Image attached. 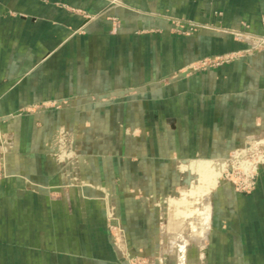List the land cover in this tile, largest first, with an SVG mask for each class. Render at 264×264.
Instances as JSON below:
<instances>
[{
	"label": "crops",
	"instance_id": "0c3cea01",
	"mask_svg": "<svg viewBox=\"0 0 264 264\" xmlns=\"http://www.w3.org/2000/svg\"><path fill=\"white\" fill-rule=\"evenodd\" d=\"M173 17L264 35V0H0V264H128L109 207L134 251L167 247V264H264V167L249 193L221 181L187 203L206 256L161 242L195 184L181 164L264 136V51L194 70L244 46ZM60 127L74 164L54 158Z\"/></svg>",
	"mask_w": 264,
	"mask_h": 264
},
{
	"label": "rangeland",
	"instance_id": "374dc122",
	"mask_svg": "<svg viewBox=\"0 0 264 264\" xmlns=\"http://www.w3.org/2000/svg\"><path fill=\"white\" fill-rule=\"evenodd\" d=\"M169 19L170 23L173 24L172 30L177 33L190 34L199 29H212L225 34H231L244 46V49L241 50L230 51L216 56H208L201 58L196 62V67H194V70H200L205 69L209 66L214 67L220 66L225 63H230L233 60H237L242 57L244 55V52L250 53L264 51V35L254 34L247 30H235L227 27L201 24L191 20H182L180 18L175 17ZM51 145L53 147L54 158L58 163L74 164L76 162L78 156L75 153L76 147L74 139L72 138V134L66 128L60 127L57 130L53 138V143H51ZM64 152H67V155H64ZM194 161H196L197 163H203L200 162L202 160L197 159L189 160L181 164V168L185 166L184 170H186L187 174V176H185V182H191L195 184L185 191V194H188V202H186L185 199H178L174 201L173 210L176 215L173 214L174 216L171 220H168L167 225H173L175 228L170 229L171 232L166 234V241L163 240L164 237L162 236L161 242L162 244L168 245L169 240L172 241L171 239H173L176 245L182 244L183 254L188 251L187 253L190 252V257H193V259L195 260L204 257L206 249L200 248L198 246V236L196 234L192 235L191 237V235L186 233V231L189 230L190 226L189 219H191L187 216V214L191 212L190 209H188L189 206L187 205V203L190 202V205H194L199 198L201 199H199L200 201L204 202L205 196L211 194L212 191L217 188L218 184L221 181H225L227 183L229 182L230 184H232L236 192H251L255 187V182L259 174V170L264 167V136L254 135L248 137L241 142L240 146L232 150L224 158L218 160H211V162H213L214 164L225 163V165L221 169V173L217 179V183L214 186H205L203 181V184L201 183L203 186H198L200 185V178L202 177H197L195 175L194 170L197 164L192 166V163V165L190 166V163ZM2 175L3 173L0 160V179L2 178ZM209 178L210 176L208 177V179ZM204 181L206 183V179ZM213 182L215 183V180L210 183L213 184ZM181 190L178 191L176 197H180L183 195ZM166 208H168V204H166ZM106 222L108 225V229L110 230V237L113 246L115 247L117 253L122 257V259L127 261L128 264H167L168 258H170L167 247L164 249L162 248L160 251L156 252L153 250L146 251L143 249L134 251L129 246V244L126 242L125 236L120 232V223L117 218L114 217L113 209L111 207L107 208ZM172 234L175 235L172 236Z\"/></svg>",
	"mask_w": 264,
	"mask_h": 264
},
{
	"label": "bare ground",
	"instance_id": "6f19581e",
	"mask_svg": "<svg viewBox=\"0 0 264 264\" xmlns=\"http://www.w3.org/2000/svg\"><path fill=\"white\" fill-rule=\"evenodd\" d=\"M200 162H203V163H197L196 161L190 163V166L192 165V163H193L192 166H194V165L197 164L195 166L196 168L194 170L195 171V175L197 177L198 176L202 177V178H200L201 179L200 180V185H198V186L202 187L203 186L202 185L203 182H204L205 186L206 185H212V186H214L217 183V179L220 176L221 169L223 168V166L225 165V163L214 164L213 162L208 161V160H202ZM184 167H182L183 170L185 169ZM209 176H210V178L208 179ZM205 179H206V183L204 181ZM213 180H215V183L213 182V184H211ZM197 184H199V183H197Z\"/></svg>",
	"mask_w": 264,
	"mask_h": 264
},
{
	"label": "built area",
	"instance_id": "2783aa9c",
	"mask_svg": "<svg viewBox=\"0 0 264 264\" xmlns=\"http://www.w3.org/2000/svg\"><path fill=\"white\" fill-rule=\"evenodd\" d=\"M63 154H64V155H67V152H64ZM248 165H249V162H248ZM250 165H251V164H250ZM249 169H250V168H249Z\"/></svg>",
	"mask_w": 264,
	"mask_h": 264
}]
</instances>
